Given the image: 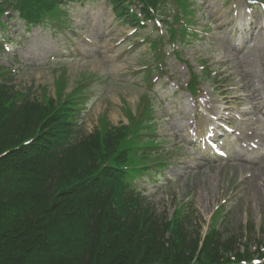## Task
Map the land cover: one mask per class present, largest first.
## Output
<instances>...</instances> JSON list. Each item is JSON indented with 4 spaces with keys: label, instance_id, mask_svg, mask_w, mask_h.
I'll use <instances>...</instances> for the list:
<instances>
[{
    "label": "rangeland",
    "instance_id": "obj_1",
    "mask_svg": "<svg viewBox=\"0 0 264 264\" xmlns=\"http://www.w3.org/2000/svg\"><path fill=\"white\" fill-rule=\"evenodd\" d=\"M190 2L194 16L192 26L206 33L191 36L181 46V57L195 72L200 71L202 61L216 71L213 79L201 84L203 92L197 100V121L202 112L217 110L220 102L222 107L239 114L245 121L236 125L246 138L242 143L250 150L251 164L245 161L241 162L242 166L237 160L232 165L225 160L196 159L185 133L195 111L188 94L180 91L181 88L177 91L176 86L188 78L187 68L177 62L172 53H166L167 76L175 85L167 86L164 78L153 80L152 85L145 83L137 71L151 54L146 44L138 47L135 42L143 35L130 36L131 27L121 24L105 0L71 3L65 27L53 21L31 28L15 20L6 23L9 45L0 52V65L11 69L12 84L16 88L26 89L40 100V88H45L48 96H52L54 82L62 73L65 74L64 92L82 86L84 100L77 122L82 123L87 133L95 127L99 115H105L112 125L125 124L126 110L136 111L141 99L148 96L155 119L154 137L159 146L167 150L166 156L171 157L160 177L143 175L142 181H135L144 190L150 205L156 213L165 216L171 215L174 204L182 208L190 206L202 232L206 231L213 211L220 206L218 222L226 231L253 223L255 233L248 247L250 253H255L264 247V172L257 179V187L252 185L251 177L264 165V142L258 144V149H252L249 144L257 143L254 133H264V125L252 122L261 115L249 98L250 88L257 86L256 79L246 78L242 71H249L253 77L258 70L264 79L262 32L257 22H260L261 12L254 9L250 13L240 0ZM173 12L178 10L173 8ZM245 16L254 20L250 30L244 28L249 27ZM147 25L144 31L152 34V23ZM255 47L259 52L254 59L250 56L246 61L245 56ZM206 99L209 109L205 107ZM246 110L250 111L247 115Z\"/></svg>",
    "mask_w": 264,
    "mask_h": 264
},
{
    "label": "trees",
    "instance_id": "obj_2",
    "mask_svg": "<svg viewBox=\"0 0 264 264\" xmlns=\"http://www.w3.org/2000/svg\"><path fill=\"white\" fill-rule=\"evenodd\" d=\"M47 1L13 7L39 16L54 9ZM8 80L0 72V264L230 263L222 252L241 234L210 231L198 250L190 217L166 221L125 187L123 127L78 138L73 102L30 101Z\"/></svg>",
    "mask_w": 264,
    "mask_h": 264
},
{
    "label": "bare ground",
    "instance_id": "obj_3",
    "mask_svg": "<svg viewBox=\"0 0 264 264\" xmlns=\"http://www.w3.org/2000/svg\"><path fill=\"white\" fill-rule=\"evenodd\" d=\"M256 53H258L257 48H254L252 51H250V56L255 57L256 56ZM249 76H250V74H247V77H249ZM250 78H254V79L256 78L257 79L256 82L260 85V86H257V89L251 88V95L253 97V100H256L257 98L262 99V94H264V87H263V84H262V82H263L262 81V77L259 75L258 78H257L254 75L253 77H250ZM258 110L260 111L259 108H258ZM263 169H264V166L260 167L258 169V173H262L263 172ZM256 176L260 177V175H258V174H256ZM251 179H252L251 180L252 185H254L255 187H257V179H255V176H253ZM258 190H260V189H258ZM256 193L260 194L261 192L260 191H257Z\"/></svg>",
    "mask_w": 264,
    "mask_h": 264
}]
</instances>
